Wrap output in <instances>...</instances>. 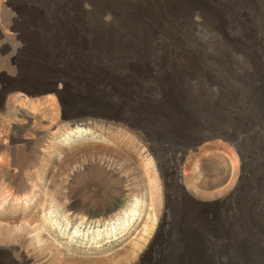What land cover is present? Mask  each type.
<instances>
[{"label": "rangeland", "instance_id": "374dc122", "mask_svg": "<svg viewBox=\"0 0 264 264\" xmlns=\"http://www.w3.org/2000/svg\"><path fill=\"white\" fill-rule=\"evenodd\" d=\"M25 1L0 0V264H264V0L180 1L204 74L169 81L158 53L114 68L87 35L33 67L30 24L59 15Z\"/></svg>", "mask_w": 264, "mask_h": 264}, {"label": "bare ground", "instance_id": "6f19581e", "mask_svg": "<svg viewBox=\"0 0 264 264\" xmlns=\"http://www.w3.org/2000/svg\"><path fill=\"white\" fill-rule=\"evenodd\" d=\"M180 1L183 0H179L177 3L176 0H91L89 1V5L97 17L95 18V23H88L83 19H79L78 21L76 19L74 20L70 16L71 11L78 12L80 9L81 3L79 0H26L25 2L30 4L29 9L26 8L29 12L32 10L36 11V9H38L37 5H39L46 11L59 15L58 17L55 15V17L52 18L53 22L45 24L46 27L43 25V29H39L40 25L38 26L34 22H29L32 24H30V26L33 28L30 41L28 42V50L33 54V59L30 58L31 65H33V67L38 65L43 72L46 71L51 67L46 69L45 67L53 64L55 60V54L53 55V52H55L56 49L59 52L62 50V47L72 49L76 45L85 44L83 38L87 35V37L90 38L88 44L90 45L89 51L98 55L101 54L102 56V60L97 58V62L101 63L104 57H109L111 62H115L114 68H118L119 65L117 66L116 64H119V62L132 57L147 61V59H150V57L152 58L153 54L156 52L162 56L161 62L156 64V66L159 68V71L162 72V76L160 77L163 78V80H172V77H175V73L177 77H184L185 79L196 77V73L203 72L202 74H204L202 70L204 62L202 63L200 58L186 49V43L182 38L178 19L183 15H187L190 6L179 5ZM39 11L42 12V10ZM110 11H113L116 23L112 28H106V26L109 27L110 25L104 21L103 16ZM79 12L83 11L80 10ZM203 12L201 13L202 19L205 22L212 21L213 24L210 25H212L213 28L216 29L217 24H221L219 23L220 21L211 20L221 17L217 9ZM83 16L85 15L83 14ZM62 19L67 21L64 23L66 27H63ZM69 20H71L70 22L74 20V22L69 24ZM242 26H245V24H242ZM221 27L225 28V25L222 24ZM59 29L61 30L59 31ZM56 32L57 34H55ZM58 33L70 39L62 40L63 42H60V40L56 41V37L60 36H58ZM76 39L78 42L75 41ZM167 40L168 42H166ZM79 52H84L82 46H79ZM171 57H173L172 60L175 69L170 65H167L166 68V64L171 62ZM225 58L228 60L226 54ZM182 59L183 62L181 64L176 63V61ZM75 61L77 60L75 59ZM135 65L134 67H129V69H135L133 72L137 71L141 74V71L147 70L150 74L152 72L156 74L157 70H153L156 68L149 69L151 67H147L148 69H137L138 66ZM170 69L173 71L171 70L169 74ZM152 77L154 78L155 76L152 75ZM155 82L161 84L162 81L159 79ZM51 90H53V88ZM18 97L21 101H31V98L25 95L19 94ZM168 102V109L174 110L173 100ZM24 113L25 116H28L30 121L35 120L34 113L29 111H25ZM159 114L160 111L158 110H156V112L152 111V114L150 113V115L153 116H159ZM67 118H71V116H67ZM26 222L27 223L24 225L25 228L32 230V232L38 231V227L34 228L32 226L36 223L35 219Z\"/></svg>", "mask_w": 264, "mask_h": 264}]
</instances>
